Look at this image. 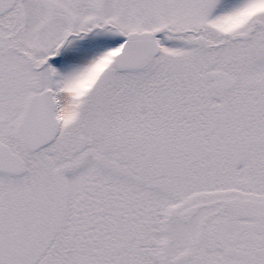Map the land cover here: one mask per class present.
<instances>
[{
	"label": "snow or ice",
	"instance_id": "6c2138e0",
	"mask_svg": "<svg viewBox=\"0 0 264 264\" xmlns=\"http://www.w3.org/2000/svg\"><path fill=\"white\" fill-rule=\"evenodd\" d=\"M0 264H264V0H0Z\"/></svg>",
	"mask_w": 264,
	"mask_h": 264
}]
</instances>
